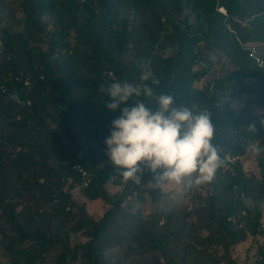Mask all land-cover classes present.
<instances>
[{
    "label": "trees",
    "instance_id": "1",
    "mask_svg": "<svg viewBox=\"0 0 264 264\" xmlns=\"http://www.w3.org/2000/svg\"><path fill=\"white\" fill-rule=\"evenodd\" d=\"M2 1L0 264H47L54 251L49 264H122L120 252L130 264H216L219 249L249 235L262 238L255 255L264 264V153L259 173L244 167L249 150L264 147V113L254 110L264 111V67L249 56L254 44L264 57V0H20V31L3 25ZM214 53L235 68L212 77ZM141 60L159 80L155 95L207 110L215 125L223 164L185 204L163 205L151 172L125 183L106 155L120 111H109L98 89L139 83ZM237 97L246 100L240 109ZM108 183L119 189L110 193ZM77 188L109 206L100 219L76 200ZM80 231L88 240L71 246ZM192 251L204 261H192Z\"/></svg>",
    "mask_w": 264,
    "mask_h": 264
},
{
    "label": "clouds",
    "instance_id": "2",
    "mask_svg": "<svg viewBox=\"0 0 264 264\" xmlns=\"http://www.w3.org/2000/svg\"><path fill=\"white\" fill-rule=\"evenodd\" d=\"M172 53V48L166 49L167 55ZM137 64L139 83L116 80L98 89L111 99L104 102L105 107L120 111L104 140L109 161L125 183L139 184L145 172L154 174L160 183L181 185L187 180L189 185L199 186L211 182L223 164L212 143L215 125L211 114L195 105L177 106L170 94L155 95L152 85L158 86L159 80L151 62ZM141 96L155 99L156 107L133 99ZM252 151L259 155L264 147L255 145Z\"/></svg>",
    "mask_w": 264,
    "mask_h": 264
},
{
    "label": "rangeland",
    "instance_id": "3",
    "mask_svg": "<svg viewBox=\"0 0 264 264\" xmlns=\"http://www.w3.org/2000/svg\"><path fill=\"white\" fill-rule=\"evenodd\" d=\"M4 3V10L5 13L3 14V25H6L10 27L13 31H20L23 30V26L21 24V20L23 19V14L21 12V9L19 7L20 0H3ZM128 14V12H124V15ZM214 61H215V67L213 70L212 77H219L223 76L226 73L232 71L235 67L230 62L229 58H227L223 54L214 53L213 54ZM199 85H202L201 83H198ZM231 97L227 95L224 96V100L228 101ZM245 98L243 97H237L233 99L232 105L235 107V109H240L241 107H244L246 105ZM255 113L258 115H263L264 111L260 108H255ZM52 126L56 128L61 133L63 132V129L61 126L57 123H52ZM244 167L248 173L256 172L259 173V167L258 162L256 160V154L252 151V148L249 150L247 156L244 158ZM157 185H160L163 189V197H162V204L166 205L168 207H172L174 204L178 203H186L191 191L194 189L195 185H189L187 180L185 183L181 185H175L170 183H157ZM108 191L110 193H114L119 189V186L114 185L113 183H108L106 185ZM75 194V198L80 203L86 202L88 214L91 215L95 220L100 219L105 211L108 209V205L102 200V199H95L91 200L85 197L80 189H75L73 191ZM152 206L147 203L145 207L143 206L142 211L149 212L152 208ZM263 211H264V204H263ZM264 222V218H263ZM88 240V237L84 231L77 232L71 236V246H74L75 244H82L85 243ZM259 240V241H258ZM262 238L256 239L252 235H249L248 238L240 244H237L233 247H231L229 250L219 249L217 256L218 262L216 264H257L256 261V251L258 249V243ZM58 251H54L49 257H48V263L54 258ZM121 253V254H120ZM117 253L115 258L118 259L119 262L122 264H130L131 259H126L124 252ZM191 260L192 261H204L203 254L198 251H192L191 252ZM7 261V255L6 252L2 249H0V263ZM79 264V263H76Z\"/></svg>",
    "mask_w": 264,
    "mask_h": 264
},
{
    "label": "built area",
    "instance_id": "4",
    "mask_svg": "<svg viewBox=\"0 0 264 264\" xmlns=\"http://www.w3.org/2000/svg\"><path fill=\"white\" fill-rule=\"evenodd\" d=\"M220 11L226 14V10L223 7L220 8ZM249 56L252 57L260 66L264 67V57L260 55L256 45L250 44Z\"/></svg>",
    "mask_w": 264,
    "mask_h": 264
}]
</instances>
